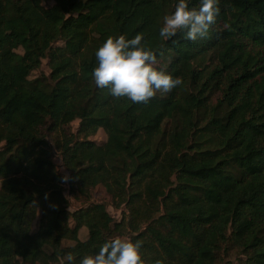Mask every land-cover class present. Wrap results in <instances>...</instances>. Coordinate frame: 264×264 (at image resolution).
Returning <instances> with one entry per match:
<instances>
[{
  "label": "trees",
  "instance_id": "trees-1",
  "mask_svg": "<svg viewBox=\"0 0 264 264\" xmlns=\"http://www.w3.org/2000/svg\"><path fill=\"white\" fill-rule=\"evenodd\" d=\"M46 2L0 0V264H79L116 236L144 264H264V0H219L195 41L158 35L175 0ZM137 33L182 81L148 103L91 75L106 37ZM55 153L68 192L102 186L119 220L69 210Z\"/></svg>",
  "mask_w": 264,
  "mask_h": 264
},
{
  "label": "clouds",
  "instance_id": "clouds-1",
  "mask_svg": "<svg viewBox=\"0 0 264 264\" xmlns=\"http://www.w3.org/2000/svg\"><path fill=\"white\" fill-rule=\"evenodd\" d=\"M219 0H175L173 9L162 18L158 35L169 40L178 31L195 41L208 35L219 15ZM143 34L131 38L125 34L109 35L95 50L91 75L98 88H107L114 98L126 97L133 103H148L157 92H168L182 83L164 66H156V53L144 43ZM66 179V177H65ZM142 241L119 236L106 240L94 254L80 258L79 264H144L140 249ZM68 264L74 257L67 256ZM155 264H162L157 260Z\"/></svg>",
  "mask_w": 264,
  "mask_h": 264
},
{
  "label": "rangeland",
  "instance_id": "rangeland-1",
  "mask_svg": "<svg viewBox=\"0 0 264 264\" xmlns=\"http://www.w3.org/2000/svg\"><path fill=\"white\" fill-rule=\"evenodd\" d=\"M54 0H47L46 4H50L53 3ZM40 73H43L45 75L49 74V67L47 64V60L44 59L42 60L41 66L38 70L34 71L32 73V77L34 76H38ZM71 129L73 131L77 130L78 128V121H73L70 125ZM95 142L97 143H102L105 139H106V135L105 133L100 129L97 131V133L95 135H93L91 137ZM53 161L54 163L57 165L58 170L60 172L61 178H60V182L63 184L65 190H64V194L66 195V197L69 199L70 201V206H69V210L73 211L77 208L80 207H84L86 206V204H88L89 202H104L107 204V211L109 212V214L114 217L116 220H119L122 214V208H114L111 205V196L110 194H108L105 190V188H103L102 186H97L96 188H94L93 190H91L90 193H85V194H80L77 197H74V195H72L70 192H68V186L66 183V179L68 177V172L64 169V167L61 166L59 157L57 156V154L55 153L53 156ZM87 196V197H86ZM35 227V226H34ZM87 235V230L85 227H81L78 233V236L80 239H84ZM124 238V237H122ZM62 245H73L75 242L69 239H64L61 241ZM231 262L232 264H237V259H235V257L231 258Z\"/></svg>",
  "mask_w": 264,
  "mask_h": 264
}]
</instances>
